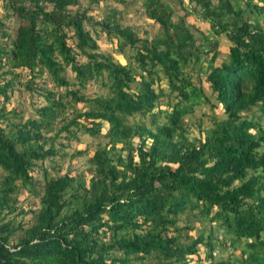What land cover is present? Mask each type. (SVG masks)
Wrapping results in <instances>:
<instances>
[{"label": "trees", "instance_id": "trees-1", "mask_svg": "<svg viewBox=\"0 0 264 264\" xmlns=\"http://www.w3.org/2000/svg\"><path fill=\"white\" fill-rule=\"evenodd\" d=\"M80 1L0 3V264H186L201 246L209 264H264V0H186L187 11L208 24L198 43L182 16L172 20L176 10L167 0L141 4L160 28L152 37L137 36L116 8L95 20L87 10L99 0ZM10 19L17 23L7 42ZM98 31L115 38L117 52L127 49L132 62L99 51ZM218 37L229 42L227 58L213 65ZM189 63L223 115L197 139L188 138L182 121L204 95L185 70ZM22 72L26 89L42 73L63 87L39 86L44 102L26 118L5 109ZM157 72L174 97L161 124L153 111L163 96L152 87ZM90 81L105 92H81ZM77 102L86 108L68 118ZM146 114L150 124L126 121ZM61 132L66 140L78 132L105 139L86 158L87 182L81 172L50 175L45 166L42 179L33 174L64 155V145L54 144ZM22 189L38 198L35 208L19 205ZM26 212L28 226L15 220ZM191 219L223 228L224 241L211 226L188 235L192 226L178 222ZM221 244L225 258L214 254Z\"/></svg>", "mask_w": 264, "mask_h": 264}, {"label": "rangeland", "instance_id": "rangeland-1", "mask_svg": "<svg viewBox=\"0 0 264 264\" xmlns=\"http://www.w3.org/2000/svg\"><path fill=\"white\" fill-rule=\"evenodd\" d=\"M2 0H0L1 3ZM86 0H81L80 5L84 6ZM124 2H120L117 0H99L97 2L91 3L89 5V9L87 13L93 17V19L98 20L102 18L105 14L110 12L111 8H116L119 13L118 15L121 18V22L129 26L131 29L135 28L136 35L139 37H152L153 35L157 34L160 30L159 25L152 20L148 19L142 11L141 4L144 0H123ZM176 10L174 15L172 16V20L176 21V15L182 16L188 24L189 30L192 32L196 43L199 42V39L203 34L207 33L208 24L206 21L202 20L197 14L194 12L187 11L188 6L185 3L186 0H183L182 4H179L177 0H167ZM87 4V3H86ZM72 9L75 6L71 7ZM17 21L15 19H10L8 21V31H9V38L7 42L11 41L12 37L15 33V26ZM134 27V28H133ZM97 30H99L97 28ZM92 35L93 32L90 30ZM203 32V33H200ZM71 33L70 31L68 32ZM95 37V36H94ZM96 42L98 44V50L102 52L109 53L113 56V59L121 64L132 62V58L130 52L127 49H124L123 53L117 52V43L115 38H108L105 36L104 32L98 31ZM68 43L72 41L67 39ZM218 45L216 47L217 55L213 61V65H219L221 61L226 60L227 58V46H229V42L225 40L223 37L217 38ZM210 53L207 55V57ZM85 57L80 56L79 60H84ZM205 59L201 60L202 68H205ZM190 63L188 64L186 71L189 72L191 81L199 86L203 92L202 102L193 108V111L190 115H185L182 117L183 124L186 128V133L189 139H197L202 138V130L209 128L213 124V120H218L222 118V109L219 103L214 98V93L210 90L208 83L204 79V75L202 72L199 74L196 72V69L191 70ZM158 79H154L152 87L157 90L158 88L161 89L163 96L158 97L156 100V105L153 108L155 113V123L161 124L166 121L165 112L171 110L172 103L174 102V97L167 96L168 87L166 84V78L162 75L161 72H157ZM64 76L71 80L72 72L69 68H66L64 71ZM28 78L25 72L21 73L19 77V83L16 84V88L12 91V94L9 97L8 102L5 103V109L10 110L11 108L15 107V110H21L23 118L31 115L33 113L32 109L34 105H40L44 102L43 97L40 96V91H38L39 86H46L49 89H58L63 90V87H54L53 83L50 79L47 78L45 73H42L41 76H37L32 81L31 89H26L22 82H24ZM134 89V87H133ZM87 96H92L96 94H102L105 92V88L102 87L99 82H88L86 86L81 90ZM85 104L82 102H77L72 104L66 109L67 117L73 114L72 111L75 109L84 110ZM141 120L146 124H150V116L146 114L145 116L137 115L135 117L128 116L126 117V121L132 123L134 121ZM61 121V120H60ZM59 122V119L57 120ZM3 124V122L1 123ZM57 125H54V129ZM106 128L105 124H102V128L100 129V134L103 133L104 129ZM54 131H49L47 134H52ZM63 132L60 133L55 138V146L61 148V144H63L64 151L62 152L64 155L60 156V153L57 154L55 157L49 160H45L43 164L35 166L33 170V174L42 179L43 171L42 169L45 166V170L50 175H57L62 174L69 170V174H77L82 173L83 177L85 178V182L88 180L87 174V162L86 158L91 156L93 150L97 143H102L105 139L99 134L96 137H90L87 134H82L78 132V139L71 138V139H64ZM137 139H133V143L135 144ZM81 150L83 151L80 155H71L73 151ZM71 155V156H70ZM18 203L24 210L28 208H35L38 204V198L28 194L25 190H21L18 195ZM15 220H20L24 226H28L31 223V213L26 212L24 214H17ZM179 225H191L192 229L184 230L188 235H194L200 229L204 230V234L207 233V228L209 226H213V223L204 222L200 224L199 221H194L193 219L184 222V220H180L178 222ZM213 234L215 233L216 240L224 241L222 230L223 228H213ZM223 244V243H222ZM220 245L218 249L214 252L216 257L225 258L227 255V251L224 250V246ZM239 247L233 250V253L237 255L239 253ZM189 260L186 264H209V261L204 258V247H199L197 254L189 255Z\"/></svg>", "mask_w": 264, "mask_h": 264}]
</instances>
